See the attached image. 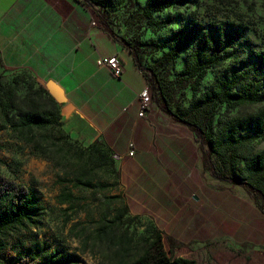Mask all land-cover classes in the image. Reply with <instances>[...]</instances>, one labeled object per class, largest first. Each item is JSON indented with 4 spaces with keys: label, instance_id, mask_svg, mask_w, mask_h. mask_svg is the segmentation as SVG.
Returning a JSON list of instances; mask_svg holds the SVG:
<instances>
[{
    "label": "trees",
    "instance_id": "16d2710c",
    "mask_svg": "<svg viewBox=\"0 0 264 264\" xmlns=\"http://www.w3.org/2000/svg\"><path fill=\"white\" fill-rule=\"evenodd\" d=\"M80 1L93 11L101 29L129 53L151 90L152 103L194 134L204 170L217 181L245 190L264 215V149L254 152L253 147H248L256 139H264V107L251 114L229 116L264 104V51L252 48L247 35L249 26L243 20L228 18H211L204 23L190 20L158 46L163 52L158 67L164 72L161 76L157 70L142 69L136 39L121 42L111 32L103 7L98 9L101 4L96 0ZM185 1L147 0L143 15L153 21V13L181 7ZM152 25L162 29L168 23ZM240 45L249 46L247 58L241 57L245 50ZM182 54H186L183 68L169 79L175 60ZM226 63L229 66L202 92L207 72L220 70ZM6 74L0 72V131L8 130L12 139L51 163L67 158L71 173L58 178L54 200L60 209L61 226H68V236L79 244L78 252L98 257V264H196L168 255L153 222L129 215L118 193L112 153L105 145L95 141L82 146L72 140L62 129L59 106L46 89L27 72L14 73L9 78H5ZM188 91L190 98L186 96ZM222 109L224 118L219 114ZM1 166L4 163L0 159ZM89 190L101 196V200L94 198L99 201L95 212L77 194ZM47 212L34 187L0 174L1 264H82L78 255L63 245L38 238ZM144 220L148 222L142 223Z\"/></svg>",
    "mask_w": 264,
    "mask_h": 264
},
{
    "label": "crops",
    "instance_id": "0c3cea01",
    "mask_svg": "<svg viewBox=\"0 0 264 264\" xmlns=\"http://www.w3.org/2000/svg\"><path fill=\"white\" fill-rule=\"evenodd\" d=\"M110 56L121 62L120 77L96 64ZM2 71L27 72L44 89L52 81L62 90V129L82 146L99 141L110 150L129 215L153 222L168 255L176 257L172 246L195 248L215 238L218 213L246 220L248 194L204 170L186 126L155 103L138 116L143 73L80 0H0Z\"/></svg>",
    "mask_w": 264,
    "mask_h": 264
},
{
    "label": "rangeland",
    "instance_id": "374dc122",
    "mask_svg": "<svg viewBox=\"0 0 264 264\" xmlns=\"http://www.w3.org/2000/svg\"><path fill=\"white\" fill-rule=\"evenodd\" d=\"M96 1L101 4V6L98 5V9L102 10L103 7L108 17L109 29L119 41L132 42L136 39L141 67L146 72L154 69L162 76L164 72L158 67L163 58V52L158 46L174 30L187 25L192 19L202 23L211 18L243 20L249 26L247 35L252 42V48L256 51H264V2L261 0H186L181 7H170L163 12L153 13V21L146 20L143 15L142 8L147 0ZM153 22H167L168 25L158 29L152 25ZM239 48L245 50L241 57L247 58L249 46L240 45ZM185 55L182 54L175 60V69L169 79L174 78V73L183 68ZM227 66H229L228 63L220 70L208 71L202 81L201 91H206L214 82L216 75ZM10 75L6 74L5 78H9ZM186 96L190 98L189 91ZM262 107L264 104L244 108L229 116L251 114ZM219 114L221 118H224L223 109ZM0 146V159L4 163V166L0 167V174L16 183L34 187L48 208L43 228L37 232L38 238L63 245L70 253L77 254L82 264H98V257L81 255L78 252L79 244L68 236V226L65 228L61 226L60 209L54 198L59 190L58 178L71 173L67 158L51 163L33 155L29 147L12 139L8 130L0 131ZM248 147H253L254 152H260L264 149V139L258 138ZM239 150L244 149L240 147ZM211 162L215 168L218 166L215 157H212ZM77 194L84 198V203L89 206V210L95 212V206L99 203L96 199L101 200V196L94 195L93 190L79 191ZM228 204V207L233 210L240 211V208L235 206V202H228ZM219 210H221L220 207L218 212ZM241 211L247 216L244 221L237 220L235 214H225L223 217L218 213L215 238L195 248L190 245L172 246L174 255L189 258L196 264H264V215L256 209L249 194L247 204L243 205ZM81 218L84 216L81 215ZM146 222L148 221H142L145 224ZM142 230L143 228L139 231ZM168 246L166 241V250Z\"/></svg>",
    "mask_w": 264,
    "mask_h": 264
},
{
    "label": "built area",
    "instance_id": "2783aa9c",
    "mask_svg": "<svg viewBox=\"0 0 264 264\" xmlns=\"http://www.w3.org/2000/svg\"><path fill=\"white\" fill-rule=\"evenodd\" d=\"M92 25H95V23L92 22ZM96 64L100 68L107 69L114 77H120L123 73L121 62L117 56L98 58ZM137 99L138 116L143 117L148 107L152 104L151 90L147 85L139 91Z\"/></svg>",
    "mask_w": 264,
    "mask_h": 264
},
{
    "label": "water",
    "instance_id": "95a60500",
    "mask_svg": "<svg viewBox=\"0 0 264 264\" xmlns=\"http://www.w3.org/2000/svg\"><path fill=\"white\" fill-rule=\"evenodd\" d=\"M46 91L57 103L63 101V92L54 82L49 81L46 84Z\"/></svg>",
    "mask_w": 264,
    "mask_h": 264
}]
</instances>
